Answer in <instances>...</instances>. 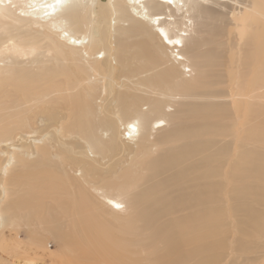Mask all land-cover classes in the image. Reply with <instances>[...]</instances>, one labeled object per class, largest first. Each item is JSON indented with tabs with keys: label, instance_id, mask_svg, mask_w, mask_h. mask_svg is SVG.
<instances>
[{
	"label": "bare ground",
	"instance_id": "obj_1",
	"mask_svg": "<svg viewBox=\"0 0 264 264\" xmlns=\"http://www.w3.org/2000/svg\"><path fill=\"white\" fill-rule=\"evenodd\" d=\"M0 255L264 264V0H0Z\"/></svg>",
	"mask_w": 264,
	"mask_h": 264
},
{
	"label": "rangeland",
	"instance_id": "obj_2",
	"mask_svg": "<svg viewBox=\"0 0 264 264\" xmlns=\"http://www.w3.org/2000/svg\"><path fill=\"white\" fill-rule=\"evenodd\" d=\"M22 234H23V233H21V235H20V236H22ZM1 256H2V255H0V257H1ZM3 257H4V255H3ZM3 257H1V260H0V262H1V261L3 262V260H2V258H3ZM4 258H5V257H4ZM45 263H46V262H44V263H42V264H45ZM46 264H48V263H46Z\"/></svg>",
	"mask_w": 264,
	"mask_h": 264
},
{
	"label": "snow or ice",
	"instance_id": "obj_3",
	"mask_svg": "<svg viewBox=\"0 0 264 264\" xmlns=\"http://www.w3.org/2000/svg\"><path fill=\"white\" fill-rule=\"evenodd\" d=\"M115 206H116V207H120V205H118V204H117V205H115Z\"/></svg>",
	"mask_w": 264,
	"mask_h": 264
}]
</instances>
